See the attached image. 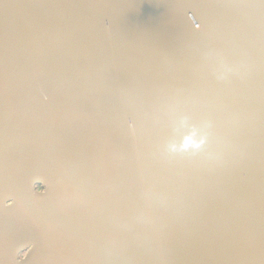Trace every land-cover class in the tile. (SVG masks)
<instances>
[{
    "label": "water",
    "instance_id": "1",
    "mask_svg": "<svg viewBox=\"0 0 264 264\" xmlns=\"http://www.w3.org/2000/svg\"><path fill=\"white\" fill-rule=\"evenodd\" d=\"M0 264H264V0H0Z\"/></svg>",
    "mask_w": 264,
    "mask_h": 264
}]
</instances>
